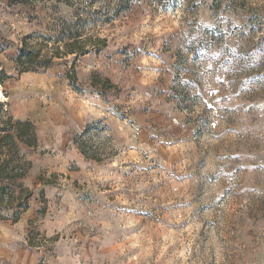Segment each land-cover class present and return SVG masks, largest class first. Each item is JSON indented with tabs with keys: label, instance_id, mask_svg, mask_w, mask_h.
Returning <instances> with one entry per match:
<instances>
[{
	"label": "rangeland",
	"instance_id": "rangeland-1",
	"mask_svg": "<svg viewBox=\"0 0 264 264\" xmlns=\"http://www.w3.org/2000/svg\"><path fill=\"white\" fill-rule=\"evenodd\" d=\"M12 2L1 101L37 98L39 142L15 196L64 190L71 232L112 242L99 264H264V0ZM23 42L62 57L21 73Z\"/></svg>",
	"mask_w": 264,
	"mask_h": 264
},
{
	"label": "crops",
	"instance_id": "crops-1",
	"mask_svg": "<svg viewBox=\"0 0 264 264\" xmlns=\"http://www.w3.org/2000/svg\"><path fill=\"white\" fill-rule=\"evenodd\" d=\"M32 73V76H23L25 82L35 80L46 83L47 78L39 73ZM6 83L7 80L1 82V87ZM18 85L19 83H13L11 90H15ZM11 94L9 91L7 101H1L6 104L9 113L15 119H29L34 122L37 119V98H28L25 95L16 103ZM48 123L49 119L44 117L39 124L47 127ZM63 194L64 190L48 191L44 213L38 211V204H29L16 221L12 217V208L3 212L5 215L0 216V264H99L101 255L112 254L114 248L107 247L112 242H106V248L97 249L98 236L82 239L80 246L76 244V241L81 242L83 236L80 232H71L73 215L68 211L67 205H64L66 199L62 197ZM52 243L53 246L50 245Z\"/></svg>",
	"mask_w": 264,
	"mask_h": 264
},
{
	"label": "trees",
	"instance_id": "trees-1",
	"mask_svg": "<svg viewBox=\"0 0 264 264\" xmlns=\"http://www.w3.org/2000/svg\"><path fill=\"white\" fill-rule=\"evenodd\" d=\"M11 3L12 0H11ZM81 33L70 34L69 39H64L66 47H72L68 53H85V45L80 38ZM80 43V44H79ZM78 46V49L75 47ZM41 49L32 53V49L26 47L25 42L20 46L18 55L16 56L15 63L19 72L39 71L42 68H48L51 65V59L54 56L62 57L60 52L52 53L51 55L44 56L40 65L35 66V60L41 55ZM4 70L0 69V83L4 82L7 76ZM4 103L0 104V213L6 207L16 208L15 217L16 221L20 213L29 207V199L32 197L33 192L29 188L19 185L21 190L18 197L15 196L16 191L13 187L14 182H19L22 178L27 176L31 168V162L23 158L21 149L24 146L28 148H36L39 145L37 136V126L29 119H15L7 109H4ZM10 152L9 154L6 153ZM85 153L87 151L83 150ZM44 193V191H43ZM11 196V197H10ZM9 197V198H6ZM6 199V202H5ZM16 199V201H15ZM5 202V203H4ZM40 213L45 212V207L39 210Z\"/></svg>",
	"mask_w": 264,
	"mask_h": 264
},
{
	"label": "bare ground",
	"instance_id": "bare-ground-1",
	"mask_svg": "<svg viewBox=\"0 0 264 264\" xmlns=\"http://www.w3.org/2000/svg\"><path fill=\"white\" fill-rule=\"evenodd\" d=\"M4 98V95L2 94V92H0V102H1V99Z\"/></svg>",
	"mask_w": 264,
	"mask_h": 264
},
{
	"label": "built area",
	"instance_id": "built-area-1",
	"mask_svg": "<svg viewBox=\"0 0 264 264\" xmlns=\"http://www.w3.org/2000/svg\"><path fill=\"white\" fill-rule=\"evenodd\" d=\"M0 69H1V67H0Z\"/></svg>",
	"mask_w": 264,
	"mask_h": 264
}]
</instances>
